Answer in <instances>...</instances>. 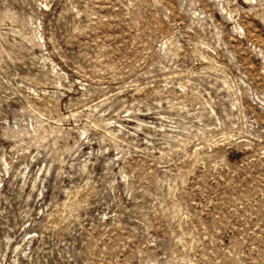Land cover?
Wrapping results in <instances>:
<instances>
[{
	"label": "rangeland",
	"instance_id": "374dc122",
	"mask_svg": "<svg viewBox=\"0 0 264 264\" xmlns=\"http://www.w3.org/2000/svg\"><path fill=\"white\" fill-rule=\"evenodd\" d=\"M0 264H264V0H0Z\"/></svg>",
	"mask_w": 264,
	"mask_h": 264
}]
</instances>
